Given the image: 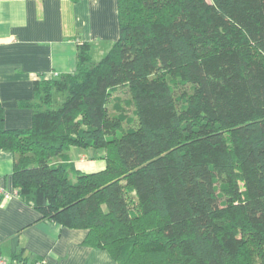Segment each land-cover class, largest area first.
<instances>
[{
    "label": "trees",
    "instance_id": "1",
    "mask_svg": "<svg viewBox=\"0 0 264 264\" xmlns=\"http://www.w3.org/2000/svg\"><path fill=\"white\" fill-rule=\"evenodd\" d=\"M117 14L98 61L78 42L75 71L19 101L30 127L6 128L0 104L15 193L119 264H264V0H117ZM118 86L132 127L119 99L108 109ZM70 147L105 166L53 161Z\"/></svg>",
    "mask_w": 264,
    "mask_h": 264
},
{
    "label": "crops",
    "instance_id": "2",
    "mask_svg": "<svg viewBox=\"0 0 264 264\" xmlns=\"http://www.w3.org/2000/svg\"><path fill=\"white\" fill-rule=\"evenodd\" d=\"M118 36L117 0H0L4 126H31L32 110L19 101L33 98L35 81L74 72L78 42L89 43L91 57L101 58ZM81 149L70 147L53 161H69L71 170L83 172L102 169L103 150ZM13 161L12 152L0 149V185L9 193L0 197L1 255L46 264H119L105 248L84 243L86 229L43 218L22 201L12 183Z\"/></svg>",
    "mask_w": 264,
    "mask_h": 264
},
{
    "label": "rangeland",
    "instance_id": "3",
    "mask_svg": "<svg viewBox=\"0 0 264 264\" xmlns=\"http://www.w3.org/2000/svg\"><path fill=\"white\" fill-rule=\"evenodd\" d=\"M99 58L100 57H98V55H96V54L92 55V60L93 61H98ZM182 89H186L188 92L191 90L189 85H185L184 87L180 86V89L176 90V93H177L176 95H178L180 90H182ZM61 98L63 100V98H64L63 94L55 93L54 97H53L54 103L58 104V102L61 101ZM129 98H130V95H129L128 91L126 90V88L123 87V86H118V87L115 88V90L112 89V93H111V95L109 97V100L107 101L108 109H109L110 113L114 114L116 112H115V110L113 108V104L117 105L118 99H119V105L120 104L122 105L123 109L125 110V112L127 114V118L130 121L129 123L127 121L124 123V127L125 128L132 127V126H134L136 124V120L133 119V117H134L133 110H132L133 107H132V105H127L126 104V101L129 100ZM75 148H78V149L82 150L79 147H75ZM71 149H73V148H71ZM83 151H85V150H83ZM101 151H102V149H101ZM73 158H75V156ZM101 162H103V167H104L105 166V159L102 158ZM103 167H101V168H103ZM71 179L72 180L75 179V177L72 176V173H71Z\"/></svg>",
    "mask_w": 264,
    "mask_h": 264
},
{
    "label": "built area",
    "instance_id": "4",
    "mask_svg": "<svg viewBox=\"0 0 264 264\" xmlns=\"http://www.w3.org/2000/svg\"><path fill=\"white\" fill-rule=\"evenodd\" d=\"M8 192L0 185V195L8 196ZM0 264H46L44 259L27 261L21 258H7L0 254Z\"/></svg>",
    "mask_w": 264,
    "mask_h": 264
}]
</instances>
